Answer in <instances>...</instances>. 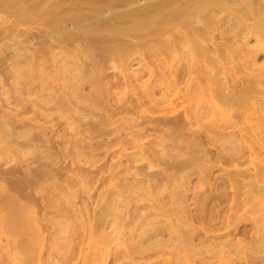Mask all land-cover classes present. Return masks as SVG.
Instances as JSON below:
<instances>
[{"label":"rangeland","instance_id":"374dc122","mask_svg":"<svg viewBox=\"0 0 264 264\" xmlns=\"http://www.w3.org/2000/svg\"><path fill=\"white\" fill-rule=\"evenodd\" d=\"M6 19L7 14L0 13V27L10 25L14 17ZM20 19L13 32L0 30V73L5 78L0 83V104H5L0 106V120L11 118L9 112L24 119L27 125L16 130H26L29 136H18L28 144L14 143V154L0 143V202L12 193L40 218L42 244L26 264H98L95 254L103 230L114 233V227L120 231L112 243L113 255L130 244L135 251L136 234L155 213L176 223L185 218L188 240L197 247L213 245L215 252L201 259L191 256L194 264L233 262L229 250L251 244L256 234L252 218L237 219L243 189L237 170H255L241 136H221L225 121L213 109L220 105V96L211 91L217 81L220 85V72L217 77L201 76V63L186 53L171 63L172 50L181 51L186 33L176 29L172 35L145 31L84 39L81 60H74L71 52L63 61L52 54L54 46L30 44L39 18L22 14ZM217 41L209 44L216 47ZM74 62L81 77L70 83L63 68ZM242 62L235 67L239 72ZM258 63H264V52ZM3 90L8 93L2 95ZM40 128L49 142L31 136ZM57 166L64 168L59 172ZM106 203L115 219L100 225L96 217ZM139 203L165 204L168 210L145 212L138 209ZM244 224L251 227L247 234L241 231ZM15 250L8 236L0 234V264H22Z\"/></svg>","mask_w":264,"mask_h":264},{"label":"bare ground","instance_id":"6f19581e","mask_svg":"<svg viewBox=\"0 0 264 264\" xmlns=\"http://www.w3.org/2000/svg\"><path fill=\"white\" fill-rule=\"evenodd\" d=\"M0 13L7 14L6 21L10 16L14 17L10 25L0 27V30L9 33L17 28L22 14H34L41 21L30 44L48 43L54 46L52 54L61 56L63 61L67 60L71 52L75 55L74 60H81L84 39L107 40L140 35L145 31L172 35L176 29L186 33L181 51L172 50L171 63L186 53L190 60L201 63V76L217 77L220 72V85L217 81L211 91L215 96H220V105L214 104L213 109L225 121L221 136H241V144H245L251 152L249 165L255 170L254 173L248 169L237 170L243 176L240 180L243 189L236 203V213L237 219L252 218L251 226L256 234L251 244L241 245L237 250L230 249L231 255L235 256L233 262L225 261L222 264H264V63H258L259 55L264 52V0H0ZM214 38L219 39L214 43L216 47L209 44ZM252 38L256 40L255 45L250 44ZM240 61H243L244 66L241 73L235 68ZM77 63L71 66L66 64L70 68H63V77H69L70 83L78 82L77 78L81 77V70L74 67ZM230 63L234 65L228 66ZM39 65L38 62L37 68ZM206 68L207 71L204 70ZM4 80L0 73V83ZM1 93L4 95L8 91L3 90ZM8 99L7 96L5 101ZM0 106L5 107V104ZM7 116L11 118L0 120V143L8 146V150L14 154V143L19 146L28 144L27 140L19 141L17 138L29 136V133L16 130L27 125V122L16 119L10 112ZM227 129L231 130L226 132ZM31 136L35 140L44 136V142L50 141L44 128ZM249 136L253 140L246 141ZM28 154L24 153L25 156ZM1 160H5L4 155ZM60 161L56 156L55 164ZM62 168L57 166L55 170L60 172ZM11 169L15 170L13 167ZM3 191L0 185V193ZM111 207L109 203L104 204L96 217L100 225L115 219ZM137 207L145 212L152 208L160 212L168 210L164 209L165 204L159 203H139ZM147 221L148 226L136 234L138 249H130L134 248L130 244L127 250L115 256L112 243L116 239L115 233L120 229L114 227V233L103 230L104 237L101 236V245L95 254L96 262L194 264L195 260L191 259L194 254L201 259L206 253L216 251L213 245L197 247L188 240L189 224L185 218H180L179 223H176L177 219L155 213L154 218ZM176 224H183L184 229ZM250 229L249 225L244 224L241 231L247 234ZM0 234L8 236L9 244L16 248L15 255L22 264L37 255L43 239L40 218L32 206L20 203L12 193L0 202ZM228 243L230 241L223 246ZM148 244L153 247L149 248L151 245ZM159 253L161 256L155 260L154 254L156 256Z\"/></svg>","mask_w":264,"mask_h":264}]
</instances>
